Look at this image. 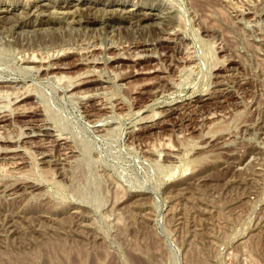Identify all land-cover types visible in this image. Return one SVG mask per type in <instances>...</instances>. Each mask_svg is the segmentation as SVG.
Masks as SVG:
<instances>
[{"label":"rangeland","instance_id":"374dc122","mask_svg":"<svg viewBox=\"0 0 264 264\" xmlns=\"http://www.w3.org/2000/svg\"><path fill=\"white\" fill-rule=\"evenodd\" d=\"M3 87L0 264H264V0H0Z\"/></svg>","mask_w":264,"mask_h":264},{"label":"bare ground","instance_id":"6f19581e","mask_svg":"<svg viewBox=\"0 0 264 264\" xmlns=\"http://www.w3.org/2000/svg\"><path fill=\"white\" fill-rule=\"evenodd\" d=\"M153 14V13H152ZM152 14H150V15H146L147 17H145V19L143 20V21H147V22H149V21H151V19L154 17V15H152ZM180 18H181V16H180ZM136 29V28H135ZM77 44V43H76ZM55 48V47H54ZM209 49V48H208ZM209 51V50H208ZM37 52V51H36ZM62 53V52H61ZM32 58V57H31ZM48 58V57H47ZM94 58V57H93ZM92 59V58H91ZM26 59H24V61H25ZM25 64L26 65H37L38 64V61H37V59L35 58V57H33L32 59H27L26 61H25ZM39 65V64H38ZM41 66V65H40ZM50 66V65H49ZM55 66V65H54ZM54 66H52V68H54ZM36 67V66H35ZM41 67H44V66H41ZM40 67V68H41ZM46 67V66H45ZM51 68V67H50ZM19 69V68H18ZM30 69V68H29ZM46 69V68H45ZM49 69V68H48ZM57 69V68H56ZM56 69H54V70H56ZM39 70V69H38ZM35 71V70H34ZM47 72H48V74H49V71L47 70ZM51 72V71H50ZM53 73V71L51 72V74ZM53 74H55L54 75V77H53V79H55V80H57V82L58 81H60L61 83H62V81H64V80H70V79H68V76L67 77H65V76H63V75H61V74H56L55 72L53 73ZM84 74V73H83ZM86 74H88L89 75V72L88 73H86ZM85 75V74H84ZM91 75V74H90ZM53 76V75H52ZM99 76V75H98ZM50 77V76H49ZM76 77V76H75ZM88 76H86V78H87ZM81 78V77H80ZM76 79V78H75ZM92 79V78H91ZM66 80V81H67ZM80 80V79H79ZM82 80V79H81ZM73 81H74V79H73ZM86 81V80H85ZM92 81V80H91ZM91 81H90V83H91ZM56 82V83H57ZM59 82V83H60ZM68 83V82H67ZM66 84V83H65ZM70 84V83H69ZM78 85H79V83H77ZM31 85V84H30ZM73 85V84H72ZM82 85V84H81ZM80 85V86H81ZM76 87H77V85H76ZM27 88H28V86H27ZM6 89H8V88H6ZM220 90V89H219ZM23 92V91H22ZM14 94V93H13ZM15 95V94H14ZM35 95V94H34ZM0 96H2L1 97V100H2V98L3 97H7L8 99L12 96V94L11 93H9V90H5V88L3 87V88H0ZM18 96V95H17ZM22 97H24V95H22ZM18 98V99H17ZM15 100L16 101H18L20 98L19 97H17ZM25 99V98H24ZM23 99V100H24ZM7 101V100H6ZM10 103V102H9ZM12 104V103H11ZM10 105V104H9ZM26 105V104H25ZM22 106V105H21ZM34 106V105H33ZM11 107V106H10ZM48 111V110H47ZM47 114V113H46ZM49 114V113H48ZM157 116V115H156ZM60 135V134H59ZM43 139V138H42ZM17 148V147H16ZM15 152V151H14ZM10 153V152H9ZM44 157V156H43ZM35 159V158H34ZM1 167V166H0ZM0 170H1V168H0Z\"/></svg>","mask_w":264,"mask_h":264}]
</instances>
